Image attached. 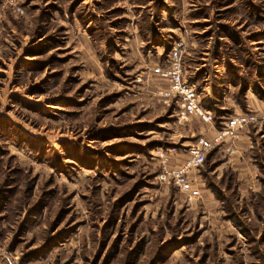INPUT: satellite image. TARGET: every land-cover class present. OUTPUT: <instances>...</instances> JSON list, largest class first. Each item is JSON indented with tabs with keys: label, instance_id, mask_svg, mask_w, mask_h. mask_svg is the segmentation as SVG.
<instances>
[{
	"label": "rangeland",
	"instance_id": "obj_1",
	"mask_svg": "<svg viewBox=\"0 0 264 264\" xmlns=\"http://www.w3.org/2000/svg\"><path fill=\"white\" fill-rule=\"evenodd\" d=\"M210 121L166 97L171 51ZM181 190L160 176L237 116ZM0 264H264V0H0Z\"/></svg>",
	"mask_w": 264,
	"mask_h": 264
},
{
	"label": "built area",
	"instance_id": "obj_2",
	"mask_svg": "<svg viewBox=\"0 0 264 264\" xmlns=\"http://www.w3.org/2000/svg\"><path fill=\"white\" fill-rule=\"evenodd\" d=\"M171 65L168 70L155 69L156 73H160L163 77H167L171 82V88L164 92L166 97L179 94L183 98L181 120L188 121L192 116H200L205 121H210V116L201 108L198 101V95L195 89L187 84L182 76L181 57L178 49L174 48L170 55ZM254 116L240 115L230 119L223 130H221L214 142L206 139H200L198 148L191 151L190 157L181 168L168 170L165 169L160 178L167 183L173 182L181 190H189L191 183L189 174L200 168L206 160L207 153L213 148L214 144L220 143L226 137H233L236 131L254 121ZM0 248V252H1Z\"/></svg>",
	"mask_w": 264,
	"mask_h": 264
},
{
	"label": "trees",
	"instance_id": "obj_3",
	"mask_svg": "<svg viewBox=\"0 0 264 264\" xmlns=\"http://www.w3.org/2000/svg\"><path fill=\"white\" fill-rule=\"evenodd\" d=\"M206 160H207V157H206ZM206 160H205V162H206Z\"/></svg>",
	"mask_w": 264,
	"mask_h": 264
}]
</instances>
